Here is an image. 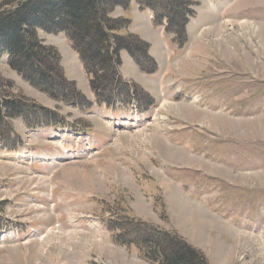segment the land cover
I'll return each mask as SVG.
<instances>
[{
    "label": "rangeland",
    "instance_id": "rangeland-1",
    "mask_svg": "<svg viewBox=\"0 0 264 264\" xmlns=\"http://www.w3.org/2000/svg\"><path fill=\"white\" fill-rule=\"evenodd\" d=\"M12 1L0 0V10ZM159 1L168 6L164 11L155 7L159 25L136 8L133 12L118 7L107 14L122 24V29L109 34L128 39L126 45L130 44L139 66L120 51L117 71L108 68L105 82L99 83L103 89L99 98L90 88L92 75L78 64L65 33L37 32L40 42L58 53L57 66L65 79L75 82L80 101L74 105L32 87L9 67L6 54H0V94L25 105L29 125H35L28 127V121L17 118L0 126V264H138L135 247L125 254L120 249L124 246L112 244L109 222L122 230H133L143 222L172 232L196 249L204 264H264V37L249 32L257 25L264 34V0H211L216 9L209 0H183L187 15L192 11L194 16L189 15L185 38L179 41L161 25L164 21L167 26L172 17L170 0ZM136 4L134 0L132 6ZM228 20L251 22L246 25L249 33H241L237 25L227 30L223 24ZM211 24L225 32L224 40L218 42L206 32ZM89 27L93 31L91 23ZM197 33L202 39L194 38ZM95 37L91 32L87 45ZM168 55L171 63H166ZM88 57L97 68L99 59ZM172 68L179 74L182 90L172 88L174 96L159 105L152 92L160 95L158 86L172 87L158 79L160 72ZM151 78L153 91L143 86ZM234 84L240 88L229 87ZM57 86L51 82L48 87ZM199 89L210 98L200 96ZM158 105L164 109L156 117ZM130 110L151 114L143 125L128 128L122 122L130 120ZM48 126L57 127L54 138ZM157 126L167 138L165 144L158 139L163 137L155 132ZM65 134L70 141L81 134L79 149L66 137L62 140L69 150L58 149L55 142ZM86 134L90 141L84 140ZM91 140L93 148L87 146ZM141 144L147 145L145 151ZM17 152L21 156L29 152L31 159L15 162L12 154ZM68 153L74 156L69 158ZM53 157L60 160L51 161ZM113 160L117 163L110 168ZM155 160L164 162L166 170L179 173L192 167L193 176L206 178L208 185H200L199 194L212 200L211 215L231 230L217 224L201 227L197 214L184 216L160 189L153 203L138 199L134 188H142L149 163ZM184 201V206L190 205ZM95 237L102 243H96Z\"/></svg>",
    "mask_w": 264,
    "mask_h": 264
},
{
    "label": "trees",
    "instance_id": "trees-1",
    "mask_svg": "<svg viewBox=\"0 0 264 264\" xmlns=\"http://www.w3.org/2000/svg\"><path fill=\"white\" fill-rule=\"evenodd\" d=\"M136 1L141 8L151 10L158 23L161 18L157 16L155 7L158 5L160 11L168 9L159 0ZM101 3L105 6H101ZM128 3L129 0H13L9 8L0 10V54L8 55L9 67L32 87L55 100L74 105L80 101L75 82L65 79L57 66L58 53L43 45L37 34L39 29L51 34L65 33L86 72L92 75L90 88L99 98L103 91L99 83L105 82L106 70L112 68L117 71L121 63L119 52L125 50L136 60L130 44L126 45L127 38L109 34L110 31L122 29V24H117L118 20L110 19L107 14L116 7L126 9ZM185 3L183 0H170L172 17L168 18L166 27L177 41L185 38V25L189 15H193L192 11L187 15ZM90 23L97 37L87 45V38L93 32ZM89 55L99 59L97 68L89 63ZM136 63L138 65L137 60ZM51 82L58 83L57 90L49 89ZM59 92L62 95H58ZM6 98L0 94V126L22 118L28 121V127L33 128L35 125H29L30 114L26 106ZM141 223L133 230H122L114 222H109L107 228L112 233L114 243L125 247L135 246L151 264L205 263L201 254L176 234Z\"/></svg>",
    "mask_w": 264,
    "mask_h": 264
},
{
    "label": "crops",
    "instance_id": "crops-1",
    "mask_svg": "<svg viewBox=\"0 0 264 264\" xmlns=\"http://www.w3.org/2000/svg\"><path fill=\"white\" fill-rule=\"evenodd\" d=\"M135 8H136V6L135 5L132 6V3H131L130 11L133 10V12H135ZM236 22H232V21L228 20L223 24V27L228 30L229 25H234V26L237 25L239 27V31L243 34H245V33L247 34L250 32L251 35L257 34V36H259V37H264V34H262L260 32V31H262L261 27H258L256 25V28H255L256 30H252L253 31V34H252L251 30L248 32V30L246 28L247 24H252L251 22L247 23L248 21H246V20L238 21L237 23ZM217 26L218 25L211 24L210 27H208L206 32L209 33V35L212 38L217 39L219 42V41H222L226 38V34L222 29H220V27H217ZM259 26H263V23H260ZM190 28H191V23H190ZM141 31H142V28H141ZM254 31H257V32H254ZM144 33L147 34L146 32H144ZM147 36H149V35L147 34ZM194 38L197 40L202 39L201 33H197L196 35H194ZM191 55L192 54H190L189 57H191ZM181 60L182 59H179V62H181ZM171 61H172V59L170 61L166 60V63H171ZM178 75L179 74L175 71V69L172 68L171 70L165 71L163 73L160 72V74L158 75V79H159V82H161V83H163L165 81H168V83L170 82L169 85L171 86V85L175 84L174 79L177 80ZM146 83H148V84H146ZM146 83H145L146 85H143L144 88L146 86L151 91L155 90V84L152 81V78L147 79ZM241 85H242V88H244V84H241ZM158 87H161L160 91L162 90V88H164L163 85H160ZM229 87L233 88V90L235 88L236 89L240 88L239 85H237V84L236 85L235 84L229 85ZM172 88H173V86L170 87V89L164 88L165 90H164L162 96L158 95L157 93L155 94L154 91L152 93L155 95V97H157V99L160 100V104L164 105L163 103L166 102V99L168 100L170 97L174 96V94L171 90ZM227 90H228V87H227ZM198 92H200L199 95L204 96L205 99L210 98L209 97L210 95L202 93L200 89L198 90ZM230 92H232V91H230ZM227 95H229V92H227ZM201 100H203V98ZM170 104H172V103L170 102ZM162 109H164V108H159L158 115H160L159 113H160V110H162ZM164 116L165 115L163 114V116H162L163 120L165 119ZM157 127H158V129L155 132H157L159 134L160 133L159 127H161V126H157ZM144 128H146V126ZM155 132H154V134H155ZM101 133H102V131H101ZM162 137H163V140H161L160 137H158V139L165 144V142H164L165 136H162ZM169 142H170L171 146L181 148L186 153L189 152V150L186 146H183L181 144L179 145V143L176 142L175 140H170ZM124 145H121V147H123ZM141 145H143V144H141ZM146 146L147 145L144 144L143 147H141V149L143 148V150L145 151ZM148 147L151 150V152L155 151V149H153L152 146L148 145ZM113 162H114V160L111 162V164H109L110 168L115 167V164L117 163V162H115V163H113ZM133 164H134V167H136L138 163L136 161H134ZM149 164H150V168H149L150 172L147 175V181L142 182V188H140V189L134 188V190L137 192V196H138L137 198L140 199L141 201H143L144 204H146L148 201H151V203H153L154 200L158 199L160 194L157 192V190L160 189L164 194H166V196L168 198H170V197L172 198V202L174 203V205L176 207H178L180 210H182L181 212L184 213V216H193L194 215L193 213L197 214L201 218L200 222H198V223H200L201 227H209V228L213 227L214 228L215 227L214 225L217 224L216 227L220 226L223 229L231 230V228L229 229L225 223H223L222 221H220L219 219H217L213 215H211L212 210H211L210 202L212 200L210 201V198H208V196L206 194H201V196L199 194V191L201 190L199 186L201 185L202 188H204V186H206V184H207L206 178H204L202 176H196V177L193 176V174L191 173L192 167H188L189 168L188 171H183V172L177 173L175 170L174 171L166 170L164 162H160V161L155 160V161H150ZM175 168H178V167H174L173 169H175ZM122 173H123V171H122ZM126 176H127V178H129V174H126ZM115 187L118 189L117 186H115ZM172 188H174L173 192H172ZM185 199L188 202H190V205L188 204L189 207H188V205L187 206L183 205V202H185L184 201ZM135 205L138 207H141L140 203L135 204ZM138 207H137V209L139 210ZM185 208H187V209H185ZM134 209H135V211H137L135 207H134ZM153 211L157 212L158 210L154 209ZM95 238L98 241L96 243H102L97 237H95ZM120 249H122L121 251L123 253H125V254L129 253L130 254L129 250H127L126 248L120 247ZM114 251L115 250H113V251L111 250L110 253L114 254ZM134 255L136 256L135 253H134ZM134 260H135V263H138V264L142 263V261H143L142 259L138 261L135 258H134Z\"/></svg>",
    "mask_w": 264,
    "mask_h": 264
},
{
    "label": "bare ground",
    "instance_id": "bare-ground-1",
    "mask_svg": "<svg viewBox=\"0 0 264 264\" xmlns=\"http://www.w3.org/2000/svg\"><path fill=\"white\" fill-rule=\"evenodd\" d=\"M252 27H254L253 25H252ZM244 28V27H243ZM246 29V28H245ZM250 30H253L252 28H250L249 29V31ZM255 32V31H254ZM196 100V99H195ZM137 115H135L134 117H136ZM148 116V115H147ZM148 119V118H147ZM134 119H133V116H132V118L130 119V120H127V121H131V122H127L126 120H123V122H122V124H123V126L124 127H128V128H133V127H135V126H137L139 123H141V125H143L142 123H144L145 121H146V119L145 120H141V118H139V117H137V118H135V121H133ZM64 126V125H63ZM57 127H55V126H48L47 127V129L49 130V135H52V136H54L56 133H57V129H56ZM63 138V137H62ZM74 139H75V137H73L72 138V141H74ZM88 138L86 137L84 140H87ZM56 144H58V147L60 148V149H65L64 148V146H63V144H62V141H60V140H58V142H56ZM169 150V149H168ZM25 155H27V153H24ZM20 156H21V154L20 153H18L17 154V156L16 157H14L13 159H15V160H17L18 158H20ZM69 157V156H68ZM31 158V157H30ZM55 158H57V160H60V158L59 157H53L52 158V160L51 161H55ZM44 160H49V158H45ZM214 168V167H213Z\"/></svg>",
    "mask_w": 264,
    "mask_h": 264
}]
</instances>
